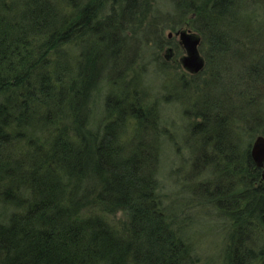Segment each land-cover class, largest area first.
<instances>
[{
	"label": "trees",
	"instance_id": "trees-1",
	"mask_svg": "<svg viewBox=\"0 0 264 264\" xmlns=\"http://www.w3.org/2000/svg\"><path fill=\"white\" fill-rule=\"evenodd\" d=\"M155 1L0 0V264H198L162 194L155 147L139 139L153 107L126 90L143 45H158L144 22ZM166 1L214 64L189 131L210 147L200 159L212 174L189 189L231 219L226 264H264V247L248 243L264 234L263 173L250 153L264 134V0ZM226 63L237 67L225 86ZM102 83L106 116L94 123Z\"/></svg>",
	"mask_w": 264,
	"mask_h": 264
},
{
	"label": "rangeland",
	"instance_id": "rangeland-1",
	"mask_svg": "<svg viewBox=\"0 0 264 264\" xmlns=\"http://www.w3.org/2000/svg\"><path fill=\"white\" fill-rule=\"evenodd\" d=\"M86 1L81 0L80 4L84 5ZM56 4L58 6L62 5ZM260 14L264 16L263 13ZM189 21L183 20L181 12L175 11L173 4L170 2L166 0L153 2L148 18L144 22L145 26L151 22V27L158 29V33H160L158 34V45L150 43L151 45L146 47V44H144L146 40L143 41L142 55L133 60L136 63L134 65L135 69L133 70L130 67L132 63L127 66V68L130 67V71L133 70L135 74L134 79L133 77L127 80L124 79L120 83L124 86L127 81L130 82L133 79L135 83L126 90L129 91L131 88L134 90L137 87L136 89L139 90V98L142 99V103L146 106L151 105V109L153 107L152 112L149 114V120L153 124H150L151 126L148 129L145 128L139 139H146L149 141L148 143H151L155 147L154 149L158 157V177L162 185V194L168 203L166 204L169 205L170 212L173 214V217L175 216L174 220L178 222L183 220L182 222L187 227V237L192 244V250L198 259V264H226L224 252L228 245L227 238L231 232L229 227L231 219L225 215V211H222L221 214L215 204L207 202L205 196H200L201 189H197L196 192L198 194H195V191L194 193L192 192L193 186L200 182L206 183V180L212 174L211 170L207 172L209 168L206 170L205 164L203 165L200 159L201 151L208 153V151L210 152V147L202 149L203 142L201 138L194 133L190 134L191 132L189 131L192 123L195 124L202 120L201 111L205 107L206 99L201 94L206 85L209 84V81L212 82L211 76L214 64L209 62L207 56L209 55V48L206 46L205 49H201L200 43V53L205 58L204 68L197 73H193L183 66L181 57L186 51L180 42V36L176 33L185 29L200 34L190 26ZM169 48H172L173 51H169ZM236 67L235 63H226V66L223 64L220 68L218 67L222 73L220 74L223 77L222 80H224L221 84L225 83L226 86V76L234 75ZM206 79L207 82H205ZM179 80L187 83L188 88L186 90L181 86L180 88L182 89L179 92ZM213 82H216V79ZM109 87H107V84L103 85L102 83V86L100 85L98 89L96 88L95 95L97 98L95 97L96 100L94 99L92 103L94 123L100 121L105 115L104 102L106 95L109 93ZM178 93L180 94L178 95ZM219 93L220 89L217 86L211 96L213 100H216ZM216 102L219 101L216 100ZM214 105L221 106L218 103ZM223 106V112H228L229 105L225 104ZM193 108L194 110H192ZM188 109H191V111L187 112ZM196 110L198 111L196 112ZM215 110L211 109V112L216 113ZM232 117V115L226 117L227 124L228 122L232 123L231 127L227 128L230 131H234L232 141L234 146L239 148L241 142H243V137L241 139L238 136V131H235L238 129L234 130L232 127ZM123 132L126 133L122 134V139L130 138L133 128L128 126ZM258 136H264V134L259 132L251 138L250 153L252 158V147ZM245 138L250 139L249 136ZM244 144H247V142ZM255 164L257 165L256 162ZM217 167L214 168V172L220 170V174H222L225 169L223 168L224 166L220 164ZM259 168L262 170V180L264 181V166ZM200 171L201 173L198 174ZM225 181L224 183L227 182ZM189 186L192 187V191L189 189ZM217 215H223V217H218ZM249 237L248 243L250 245L253 244L257 250L264 247V234L255 235L252 232V235Z\"/></svg>",
	"mask_w": 264,
	"mask_h": 264
},
{
	"label": "water",
	"instance_id": "water-1",
	"mask_svg": "<svg viewBox=\"0 0 264 264\" xmlns=\"http://www.w3.org/2000/svg\"><path fill=\"white\" fill-rule=\"evenodd\" d=\"M180 36V42L186 53L181 57L183 66L197 73L204 68L205 58L200 53V34L192 30H180L176 33ZM252 156L259 167L264 166V136H258L252 147Z\"/></svg>",
	"mask_w": 264,
	"mask_h": 264
},
{
	"label": "bare ground",
	"instance_id": "bare-ground-1",
	"mask_svg": "<svg viewBox=\"0 0 264 264\" xmlns=\"http://www.w3.org/2000/svg\"><path fill=\"white\" fill-rule=\"evenodd\" d=\"M201 41H202V40H201ZM169 51H171V52H172V51H173V49H172V48H169Z\"/></svg>",
	"mask_w": 264,
	"mask_h": 264
}]
</instances>
